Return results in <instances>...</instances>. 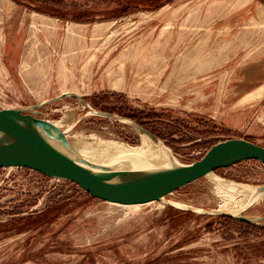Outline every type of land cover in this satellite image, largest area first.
<instances>
[{
	"label": "rangeland",
	"instance_id": "rangeland-1",
	"mask_svg": "<svg viewBox=\"0 0 264 264\" xmlns=\"http://www.w3.org/2000/svg\"><path fill=\"white\" fill-rule=\"evenodd\" d=\"M3 108L59 123L65 140L51 143L98 171L116 168L90 149L141 146L137 125L178 165L225 139L264 146V0H171L85 22L0 0ZM216 179L264 187V164L139 204L0 168V264H264V236L220 217L241 196L228 200ZM242 213L264 228V196Z\"/></svg>",
	"mask_w": 264,
	"mask_h": 264
},
{
	"label": "water",
	"instance_id": "water-1",
	"mask_svg": "<svg viewBox=\"0 0 264 264\" xmlns=\"http://www.w3.org/2000/svg\"><path fill=\"white\" fill-rule=\"evenodd\" d=\"M150 137H156L136 126ZM0 168L23 167L45 176L65 179L81 186L86 192L105 200L139 204L159 200L172 191L208 173L244 160L264 164V146L243 138H230L212 144L203 156L192 163L182 164L115 181L129 176L122 171H93L53 147L46 134L65 140L63 131L49 120L36 117L21 109H0ZM51 137V136H50ZM226 214V213H224ZM239 221L254 223L240 212Z\"/></svg>",
	"mask_w": 264,
	"mask_h": 264
},
{
	"label": "bare ground",
	"instance_id": "bare-ground-1",
	"mask_svg": "<svg viewBox=\"0 0 264 264\" xmlns=\"http://www.w3.org/2000/svg\"><path fill=\"white\" fill-rule=\"evenodd\" d=\"M54 124L60 126L59 123ZM140 134H142L143 138L141 146L128 147L125 145L112 143L107 145L103 149H90L92 150H89L91 159L93 160V162L95 161L102 164L114 165L116 168L115 171H122L126 173L128 172L130 174L129 176H127V178L126 176L116 177L114 180H117V182L124 181L131 177L138 176L144 173L153 172L178 165V161H176L169 148L165 147L162 143H155L153 139L145 132H141ZM0 136H2L1 131ZM50 136L52 135L46 134L45 138L53 147L63 152L74 161L79 162L80 164L90 168L93 171H98L93 167H90L78 161L77 159H75V157L71 156L63 149H60L59 147L54 145V143H51ZM52 137H55V135ZM212 174L213 172H210L206 176ZM216 182L218 183V190L224 195H226L227 198L229 197L228 200L233 199L236 196H241L240 200L235 201L233 203L229 202L221 208V212L230 214L232 216L238 215L249 204L257 201L259 198H262L264 196V187L262 186L245 185L227 181L224 179H216ZM254 223L256 222L254 221Z\"/></svg>",
	"mask_w": 264,
	"mask_h": 264
},
{
	"label": "trees",
	"instance_id": "trees-1",
	"mask_svg": "<svg viewBox=\"0 0 264 264\" xmlns=\"http://www.w3.org/2000/svg\"><path fill=\"white\" fill-rule=\"evenodd\" d=\"M27 4L32 9L62 19L77 22L91 21L96 18L111 19L134 12L138 9H155L171 0H13ZM233 223L239 234L247 233L264 236V228H257L247 222L229 216H220ZM227 231H231L228 229Z\"/></svg>",
	"mask_w": 264,
	"mask_h": 264
},
{
	"label": "built area",
	"instance_id": "built-area-1",
	"mask_svg": "<svg viewBox=\"0 0 264 264\" xmlns=\"http://www.w3.org/2000/svg\"><path fill=\"white\" fill-rule=\"evenodd\" d=\"M38 175H40V176H42V177H45V178H47L48 180H53L54 182H55V185H58V183L60 182V181H69V180H62V179H59V178H53V177H48V176H45V175H43V174H41V173H39V172H36ZM70 183H71V185H73L71 188H67V189H69V191L71 190V189H74L73 187H75L76 188V190H78V191H83L84 189L81 187V186H79V185H77L76 183H74V182H72V181H69ZM85 191V190H84Z\"/></svg>",
	"mask_w": 264,
	"mask_h": 264
}]
</instances>
